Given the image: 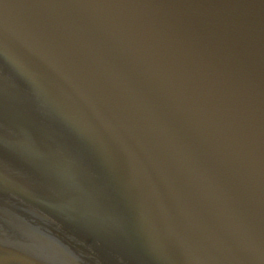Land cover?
Wrapping results in <instances>:
<instances>
[{
  "label": "water",
  "instance_id": "95a60500",
  "mask_svg": "<svg viewBox=\"0 0 264 264\" xmlns=\"http://www.w3.org/2000/svg\"><path fill=\"white\" fill-rule=\"evenodd\" d=\"M202 145L264 169V0H0V264H258Z\"/></svg>",
  "mask_w": 264,
  "mask_h": 264
}]
</instances>
